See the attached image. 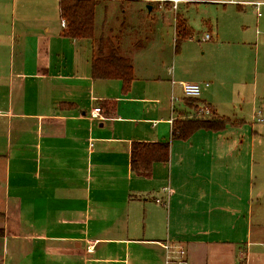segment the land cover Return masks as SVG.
Masks as SVG:
<instances>
[{
  "label": "crops",
  "instance_id": "1",
  "mask_svg": "<svg viewBox=\"0 0 264 264\" xmlns=\"http://www.w3.org/2000/svg\"><path fill=\"white\" fill-rule=\"evenodd\" d=\"M63 31L59 0H0V264H178L179 249L186 264H247L264 245V106L249 122L222 100L233 66L239 78L250 69L232 53L246 44L217 34L202 55L141 48L124 94L92 76L105 34ZM186 83L230 120L224 130L171 138L194 115ZM251 86L257 108L264 78ZM134 142H171L169 162L138 176Z\"/></svg>",
  "mask_w": 264,
  "mask_h": 264
},
{
  "label": "rangeland",
  "instance_id": "2",
  "mask_svg": "<svg viewBox=\"0 0 264 264\" xmlns=\"http://www.w3.org/2000/svg\"><path fill=\"white\" fill-rule=\"evenodd\" d=\"M222 1L224 0H189L181 4L175 12L171 10L169 3L154 0H102L96 11L95 33H104L105 37L113 34L112 40L118 39L117 42L127 57L140 48L153 44L157 45V48L166 49L170 53L169 57H172L171 53L176 51L175 19L180 16L187 21L194 33L193 39L184 41L180 50L202 55L204 51L202 47L211 43L202 42L201 38L206 35L216 40L219 34L218 42H224L226 45L246 44V47L240 48V52L232 53L244 57L248 62L246 67L250 65V69L246 68L243 77L239 78L237 76L239 71L236 70V65L233 66L232 72L224 79L231 97L222 100L227 105L231 104L224 106L226 113L244 110V115L239 112L241 114L239 118H247L246 120L252 122L253 111L262 110L264 106V98L261 97H264V93L258 94L257 108L254 107L251 98L253 79L256 75L259 80L264 78V72L261 71L262 61L264 62V0H243L263 4L260 8V18L252 5L245 4L241 10L238 5H225ZM148 6L153 7L151 15L148 14ZM50 21L52 24L56 22H53L54 18ZM168 66L171 70L174 68L173 60ZM262 111L264 112V109ZM199 117L209 118L211 115L203 116L199 113ZM247 264H264V245L253 248Z\"/></svg>",
  "mask_w": 264,
  "mask_h": 264
},
{
  "label": "trees",
  "instance_id": "3",
  "mask_svg": "<svg viewBox=\"0 0 264 264\" xmlns=\"http://www.w3.org/2000/svg\"><path fill=\"white\" fill-rule=\"evenodd\" d=\"M102 0H59L60 20L66 23L62 33L65 38L73 40H92L95 36L96 11ZM241 7V6H239ZM194 33L187 21L177 16L175 19L176 52L184 41L192 40ZM118 39L102 37L98 42L97 52L93 58L92 76L95 80H120L123 93L131 90L134 79L132 60L127 57ZM141 49V48H140ZM187 106L194 110L192 117L177 119L172 126V139L187 141L200 130H224L230 120L218 117L212 107L196 99H187ZM211 112V117L200 118L199 109ZM201 107V108H203ZM171 142L144 143L134 142L131 148V169L141 177H151L155 163H168ZM4 232L0 230V237Z\"/></svg>",
  "mask_w": 264,
  "mask_h": 264
},
{
  "label": "built area",
  "instance_id": "4",
  "mask_svg": "<svg viewBox=\"0 0 264 264\" xmlns=\"http://www.w3.org/2000/svg\"><path fill=\"white\" fill-rule=\"evenodd\" d=\"M154 1L161 2V3H164V2L169 3L171 5L172 11L177 12L179 9V6L181 4H184L185 2H188L189 0H154ZM222 3L225 5L232 4V5H238V6L245 5V4L252 5L256 8V10L258 12V17L261 16L260 8L263 5L262 3H259V2L245 3V2H243V0H224V1H222ZM62 25L64 28L66 27V23L64 21H62ZM210 40H211L210 35H206L202 39L203 42H207ZM183 91H184L186 98L197 99V98H199V96L201 94V87L198 84L186 83L183 85ZM199 113L203 114V116H210L211 115V112L204 107L199 111ZM91 118L100 119L101 118V109L98 108V109L93 110L91 112ZM167 249L170 250V247L169 248L167 247ZM178 255L180 258V260L178 261V264H186L185 259L187 257V252L184 249H179Z\"/></svg>",
  "mask_w": 264,
  "mask_h": 264
},
{
  "label": "water",
  "instance_id": "5",
  "mask_svg": "<svg viewBox=\"0 0 264 264\" xmlns=\"http://www.w3.org/2000/svg\"><path fill=\"white\" fill-rule=\"evenodd\" d=\"M148 9H149V13H150V12H151V10H152V9H151V7H148Z\"/></svg>",
  "mask_w": 264,
  "mask_h": 264
}]
</instances>
